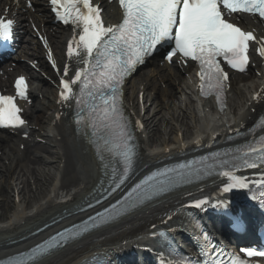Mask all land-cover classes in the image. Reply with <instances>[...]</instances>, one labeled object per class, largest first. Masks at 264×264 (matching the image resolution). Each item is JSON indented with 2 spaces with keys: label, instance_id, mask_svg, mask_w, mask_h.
Listing matches in <instances>:
<instances>
[{
  "label": "snow or ice",
  "instance_id": "snow-or-ice-1",
  "mask_svg": "<svg viewBox=\"0 0 264 264\" xmlns=\"http://www.w3.org/2000/svg\"><path fill=\"white\" fill-rule=\"evenodd\" d=\"M49 2L56 18L73 26L74 34L68 41L67 55L75 58L79 65L72 76H69L70 66L65 65L60 79L59 102L74 103L76 130L87 138L102 170L98 185L101 191L93 189L91 199L85 203L88 209H92L94 204L101 205L102 201H108L117 193L119 195L102 211L56 231L27 250L0 259V264H39L53 251L181 183H191L193 177L226 178V182L221 181L222 193L240 189L251 192V185L264 188V172L257 171L252 176L238 174L241 170L264 168V134L246 141L235 150L215 152L176 168L157 169L128 185L137 157V145L132 123L123 107L127 78L147 57L165 46L169 47L165 56L168 62L176 57L183 63L191 60L198 64L201 95H215L222 105L229 80V72L225 68L245 72L251 63L250 49L264 59V35L258 37L255 30L241 26V21L248 16L264 21V0H119L122 16L119 22L112 24L105 23L102 8L93 0ZM13 28V19L0 18V39L11 40ZM48 55L52 60L50 51ZM52 64L56 66L55 61ZM14 86L15 96L0 94V127L27 129V121L17 103V97L27 99L26 78L18 76ZM261 97H264V90L253 98L258 100ZM135 125L143 127L139 120ZM257 127L264 129V118ZM24 135L27 137L28 132L24 131ZM250 199H259L260 206L264 208V193L259 198L253 194ZM188 206L197 209H205L206 206L226 208L227 203L219 199L212 203L209 197H204L191 200ZM171 231L173 229H169ZM150 235L169 239L165 232L153 231ZM204 240L201 256L206 258L202 264H247L242 256L235 253H229V259L225 261L222 249L209 246L207 234ZM241 252L247 257H264V251L251 247L243 248ZM95 264H104V261L96 260ZM161 264L188 262L181 258L162 260Z\"/></svg>",
  "mask_w": 264,
  "mask_h": 264
},
{
  "label": "bare ground",
  "instance_id": "bare-ground-1",
  "mask_svg": "<svg viewBox=\"0 0 264 264\" xmlns=\"http://www.w3.org/2000/svg\"><path fill=\"white\" fill-rule=\"evenodd\" d=\"M162 71L150 70L140 75L135 97L130 91L127 100L129 108H136L139 115L142 111L146 112L144 118L138 117L143 124L140 134L141 158L144 164L154 163L162 157L173 156L198 139L207 138L211 133L221 131L223 125L231 122L239 125L244 122L249 115L245 110L249 93L260 84L254 77L235 79L232 89L236 98L229 100L228 111L216 115L212 114L213 109L208 102L199 105L194 101L191 87L179 74H166ZM161 84H164L165 88H162ZM140 92L145 94L142 103L138 101ZM39 94L48 103L52 99L51 87L47 84L42 87ZM152 95L158 96L160 100H167V103L161 101L163 106L170 105L171 111L163 112V106L158 104L156 108L161 107H158L157 111L154 109L152 114L147 112L146 104ZM54 109H57L55 104H41L34 106V111L29 113L30 123L43 129L42 124L51 111L49 118L54 122L51 150L48 146L37 144L35 137L11 143L0 141L2 152L0 191L3 189L6 195V199L0 201V252L28 244L29 238L18 240L26 236L31 231V227L37 223L46 222L49 217L68 209L98 180L99 168L90 147L81 138L76 137L71 125L54 118ZM212 128L215 130H211ZM34 134L35 131L30 137ZM147 139L150 142L149 146L146 143ZM20 144L25 145L24 151L20 150ZM41 151L49 153L50 158H45ZM13 163L16 165L15 169H12ZM4 177L9 178L6 188L2 182ZM7 188H10L11 196ZM64 199H72V201L63 203ZM10 210H12L11 214L8 215ZM154 211L155 209H148L137 213L99 235L61 249L39 264H76L81 256L95 251L97 249L95 246L98 244L117 251L129 249L134 244L141 245L146 237L138 240L136 238L143 233L142 228L146 224L154 223ZM72 218L73 216L65 218L60 224L69 222ZM14 240L17 242L9 244ZM123 242L127 243L123 244Z\"/></svg>",
  "mask_w": 264,
  "mask_h": 264
},
{
  "label": "rangeland",
  "instance_id": "rangeland-1",
  "mask_svg": "<svg viewBox=\"0 0 264 264\" xmlns=\"http://www.w3.org/2000/svg\"><path fill=\"white\" fill-rule=\"evenodd\" d=\"M157 100H153L152 102H151V106L152 107H155V104H157ZM161 107V106H160ZM159 107V108H160ZM166 108H163V112H170L171 110H169V108L170 107H167V106H165ZM159 108H157L155 111H157ZM150 109V108H149ZM171 109V108H170ZM147 145L149 146L150 145V142L149 141H147ZM49 156V155H48ZM3 186H5V188L8 186V185H6L7 183H8V180L5 178V179H3ZM7 191H8V193H9V195L11 196V190H10V188H7ZM4 191H3V189H1V191H0V201L1 200H4V199H6V195H4ZM4 197V198H3ZM11 211L12 210H10V211H8V215H10L11 214Z\"/></svg>",
  "mask_w": 264,
  "mask_h": 264
}]
</instances>
